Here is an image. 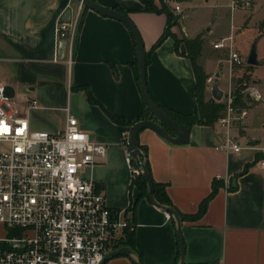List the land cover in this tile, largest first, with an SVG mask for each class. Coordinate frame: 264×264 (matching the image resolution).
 <instances>
[{
	"label": "crops",
	"instance_id": "crops-1",
	"mask_svg": "<svg viewBox=\"0 0 264 264\" xmlns=\"http://www.w3.org/2000/svg\"><path fill=\"white\" fill-rule=\"evenodd\" d=\"M93 1L122 10L137 29L145 52L146 87L163 111L198 114L194 74L182 37L201 40L196 63L206 78L215 79L205 82L204 98H211L209 86L213 82L223 97L228 80L225 59L222 61L217 49L213 51L203 43L200 32L189 35L184 28L188 14L181 5L190 0H161L177 16L170 22L169 35L155 47L152 45L166 24L163 13L142 11L138 0ZM153 2L159 6V0ZM75 3L0 0V85L30 129L59 131L67 114L76 118L90 140L105 146L104 156L83 167L81 176L93 181L110 209L125 208L131 224L127 229L133 233V259L141 264H176L175 222L138 194L120 143L121 134H128L137 112L143 109L133 39L118 20L85 9L74 56L67 66L58 52L54 25L66 10L71 13ZM220 63L222 71L216 70ZM234 74L235 69L232 77ZM247 81L261 97L256 100L245 93L244 107L236 108L244 111L241 118L231 121L228 130V137L240 146L236 152L216 148L226 134L215 121L208 125L183 123L188 128V141L183 144H171L149 128L137 132L136 143L145 153L151 180L161 186L178 213L195 214L212 181L217 182L204 211L194 219H181L183 264H264V169L258 163L264 157L258 149L264 144V80L253 76ZM84 89L92 100L87 99ZM30 99L35 100L34 106L28 105ZM111 116L120 117L124 123L113 121ZM122 240L118 247L127 246ZM103 264L133 263L118 254Z\"/></svg>",
	"mask_w": 264,
	"mask_h": 264
},
{
	"label": "built area",
	"instance_id": "built-area-1",
	"mask_svg": "<svg viewBox=\"0 0 264 264\" xmlns=\"http://www.w3.org/2000/svg\"><path fill=\"white\" fill-rule=\"evenodd\" d=\"M235 3L230 1L231 9ZM82 9L76 1L67 19L57 18L54 25L55 39L64 41L67 66L74 56ZM211 46L225 49L228 69L224 111L215 121L226 137L216 148L236 152L240 146L228 137V130L244 111L232 106L231 78L232 70L241 67L244 59L233 48L231 35ZM242 86V94L260 99L250 82ZM28 105L34 106L35 100H28ZM120 143L132 181L140 169L128 155L127 134H121ZM258 149L264 152V144ZM104 154L105 146L90 140L71 115L66 114L59 131L30 129L0 85V264H99L118 248L124 229L131 228L125 208L110 209L93 181L80 174ZM258 163L264 169V157Z\"/></svg>",
	"mask_w": 264,
	"mask_h": 264
},
{
	"label": "water",
	"instance_id": "water-1",
	"mask_svg": "<svg viewBox=\"0 0 264 264\" xmlns=\"http://www.w3.org/2000/svg\"><path fill=\"white\" fill-rule=\"evenodd\" d=\"M76 1L79 2L83 7L90 9L100 15L118 20L128 29L133 39L135 56H136V76H137L138 88L141 95V99L149 113L150 118L137 120L130 126L127 134V152L129 157L134 161L135 166L140 169V173L145 180L146 197L149 200V202L154 206L160 208L161 210H163L173 218L175 222V236L177 242V255H178V260L176 264H183V241L180 230L181 219L177 211L173 209L171 206L160 204L155 200L153 196L151 179L145 168L144 161H141L139 159L141 152L139 151V148L136 144V135L139 130L143 128H149L152 131H154L158 136H160L165 141L171 144H183L188 141V128L185 124L173 119L159 106H157L152 100L151 96L149 95L145 83V52L138 31L131 22V20L120 11L99 5L92 0H76ZM67 17H68V10H66L63 19H67ZM57 47L59 54L63 55L64 41L60 40L57 43ZM245 63L251 66L258 64V61L256 59L254 43L250 45L248 53L245 57ZM217 76H218V72H215L214 77ZM209 94L214 101L221 100L222 90L218 87L216 82H213L209 86ZM118 254L127 256L133 264H141L140 262L136 261L130 256L131 249L128 246H120L114 249L108 257ZM108 257H104L99 264H103V262Z\"/></svg>",
	"mask_w": 264,
	"mask_h": 264
},
{
	"label": "rangeland",
	"instance_id": "rangeland-1",
	"mask_svg": "<svg viewBox=\"0 0 264 264\" xmlns=\"http://www.w3.org/2000/svg\"><path fill=\"white\" fill-rule=\"evenodd\" d=\"M230 1L190 0L189 4L181 5V9H185L183 13L188 14L183 20L184 28L189 35L200 32L203 43L211 49L213 41L231 35L233 48L244 59L243 65L235 68L232 84L243 73L244 81L253 76L264 80V0H234L233 9L230 8ZM172 16L176 19L177 15ZM252 43L255 44L258 65L251 66L247 71L245 57ZM217 50L218 58L223 61L225 49ZM216 70H224L222 63ZM212 80L215 81L214 78Z\"/></svg>",
	"mask_w": 264,
	"mask_h": 264
},
{
	"label": "trees",
	"instance_id": "trees-1",
	"mask_svg": "<svg viewBox=\"0 0 264 264\" xmlns=\"http://www.w3.org/2000/svg\"><path fill=\"white\" fill-rule=\"evenodd\" d=\"M93 1V0H92ZM141 5L142 11L146 12H153V13H163L166 17V24L165 28L163 29V32L160 34V36L155 40L152 47L157 46L166 36L169 35V26L170 22L172 20H175V17L171 15V12L169 11L167 5L159 0V6H156L153 2V0H138ZM87 8L83 7L82 11ZM121 13L125 14L122 10H119ZM82 15V12H81ZM81 17V16H80ZM81 20V18H80ZM80 23V22H79ZM185 48L187 49L188 55H189V61L191 64V68L194 74V94H195V100L198 107V114L197 115H184V114H176L167 112V114L172 117L175 120H179L182 123H185L187 126L190 124H212L218 117H220L223 114L224 111V103L222 101H214L211 98L205 99L204 98V89H205V78L206 75L204 74L202 68L200 65L196 63V57L199 54L200 50V44L201 40L199 37H194L192 39L187 38H181ZM174 43H176V40H174ZM251 65H246V69L250 68ZM244 73L234 80L233 86H232V106L234 108H240L244 107V104L242 102V98L244 97V94L240 92V90L243 88L242 84L246 81H244L243 78ZM233 81V80H232ZM243 82V83H242ZM84 92L86 94L87 99H91V95L88 92L87 89H84ZM153 100V99H152ZM155 103V102H154ZM157 105V104H156ZM158 106V105H157ZM142 107L143 109H140L137 114L135 121L145 119L146 114L148 113L143 101H142ZM145 108V110H144ZM143 112H145L143 114ZM111 119L117 123H124L123 120L120 117L111 116ZM134 121V122H135ZM137 144V143H136ZM138 146V145H137ZM139 151L141 152V155L139 156V159L141 161H144L145 168L148 170V165L145 160V153L142 150L140 146H138ZM131 163L133 166H135V163L133 160H131ZM149 174V172H148ZM150 177V176H149ZM151 179V178H150ZM132 185L138 190L139 195L146 196V184L143 176L141 173L137 174L131 181ZM152 183V189H153V196L155 200L163 205L171 206L169 200L164 195V192L161 189V186L151 180ZM217 187V182L215 180L211 183V190L209 194L203 198L198 205L197 211L195 214L184 216L180 213H178L180 219L188 218V219H194L197 216H199L205 209L207 200L214 194ZM124 229L123 234V240L122 244L127 245L129 248L132 249L133 247V233L132 230H126Z\"/></svg>",
	"mask_w": 264,
	"mask_h": 264
}]
</instances>
